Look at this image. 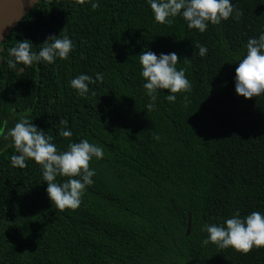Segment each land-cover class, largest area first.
<instances>
[{
    "label": "trees",
    "instance_id": "16d2710c",
    "mask_svg": "<svg viewBox=\"0 0 264 264\" xmlns=\"http://www.w3.org/2000/svg\"><path fill=\"white\" fill-rule=\"evenodd\" d=\"M98 3L92 10L39 0L0 43V129L30 109L28 119L59 151L87 139L105 153L90 163L94 183L80 207L60 211L41 166L30 159L13 166L18 153L0 136V264H264V248L242 254L202 244L206 224H224L237 210L241 218L264 215V95L235 91L247 42L264 33V0H231L240 19L209 23L203 33L180 16L157 23L148 0ZM64 34L74 46L68 60L9 69L19 41L38 51L48 36ZM144 51L177 53L191 92L170 103L171 93L159 90L147 111ZM97 73L103 81L90 83L86 96L71 87L73 78ZM62 119L70 138L59 135Z\"/></svg>",
    "mask_w": 264,
    "mask_h": 264
},
{
    "label": "clouds",
    "instance_id": "9594fccd",
    "mask_svg": "<svg viewBox=\"0 0 264 264\" xmlns=\"http://www.w3.org/2000/svg\"><path fill=\"white\" fill-rule=\"evenodd\" d=\"M79 5H90L92 10L100 7L98 0H75ZM157 23L172 25L174 18L182 17L189 29L205 32L209 23L219 25L222 21L234 18L239 20L243 12L236 8L231 0H148ZM38 51H33V44L25 39L17 46L11 47L7 61L9 69H15L17 64L25 67L38 65L41 62L55 63L56 59L68 60L73 50V43L67 34L50 35L41 44ZM201 57L207 54V48L196 44ZM247 54L239 61L235 69V91L246 99L264 95V33L258 38H250L247 42ZM142 65L141 75L147 81L143 87L150 103L147 111L156 109L155 101L159 90H167L165 98L175 103L178 94L190 93L191 82L187 79L184 69H177L180 62L177 53H161L159 56L152 51H144L139 55ZM103 81V75L96 74V78L81 74L70 81L71 87L80 96L89 92V84ZM93 95L95 93L93 92ZM184 103H190L188 96H184ZM29 110L12 117L16 123L10 129H0V136L4 140H11L16 153L11 156V164L15 167H27L26 161L33 160L42 168L43 179L47 182V194L52 203L60 211L70 209L75 211L82 203L87 187L94 183L95 170L90 167L93 158L103 159V148L82 139L78 143H69L67 151H59L53 137L39 129L28 119ZM62 126L59 135L65 138L72 136L67 130L68 120H60ZM153 138L159 141L158 134ZM58 176L68 177L62 185L56 182ZM76 177H79L77 179ZM203 230L208 233L203 245L212 243L220 249L233 248L242 254H248L253 248H264V215L253 211L244 218L239 210L224 221V224L204 225Z\"/></svg>",
    "mask_w": 264,
    "mask_h": 264
},
{
    "label": "water",
    "instance_id": "95a60500",
    "mask_svg": "<svg viewBox=\"0 0 264 264\" xmlns=\"http://www.w3.org/2000/svg\"><path fill=\"white\" fill-rule=\"evenodd\" d=\"M39 0H0V43ZM188 217L186 232L190 230Z\"/></svg>",
    "mask_w": 264,
    "mask_h": 264
}]
</instances>
